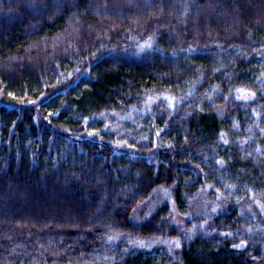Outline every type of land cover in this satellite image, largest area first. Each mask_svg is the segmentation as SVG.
<instances>
[{
	"label": "trees",
	"instance_id": "obj_1",
	"mask_svg": "<svg viewBox=\"0 0 264 264\" xmlns=\"http://www.w3.org/2000/svg\"><path fill=\"white\" fill-rule=\"evenodd\" d=\"M160 186L223 209L134 222ZM251 197L264 0H0V264H264Z\"/></svg>",
	"mask_w": 264,
	"mask_h": 264
},
{
	"label": "rangeland",
	"instance_id": "obj_2",
	"mask_svg": "<svg viewBox=\"0 0 264 264\" xmlns=\"http://www.w3.org/2000/svg\"><path fill=\"white\" fill-rule=\"evenodd\" d=\"M184 206L180 208L169 186H160L153 193L141 202L132 212L131 218L134 222H142L149 219L163 205H168L171 213V221L178 227H183L187 219L203 216L211 218L222 211L220 203L209 195L207 187H198L191 190H184ZM240 212L253 217L264 216V204L257 197L239 204ZM262 216V217H263ZM153 245L154 242H151Z\"/></svg>",
	"mask_w": 264,
	"mask_h": 264
}]
</instances>
